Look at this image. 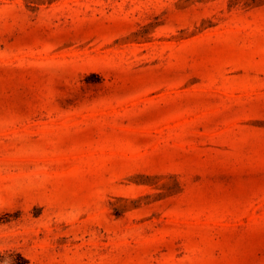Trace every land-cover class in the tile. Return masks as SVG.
<instances>
[{
  "label": "rangeland",
  "instance_id": "1",
  "mask_svg": "<svg viewBox=\"0 0 264 264\" xmlns=\"http://www.w3.org/2000/svg\"><path fill=\"white\" fill-rule=\"evenodd\" d=\"M264 264V0H0V264Z\"/></svg>",
  "mask_w": 264,
  "mask_h": 264
},
{
  "label": "trees",
  "instance_id": "2",
  "mask_svg": "<svg viewBox=\"0 0 264 264\" xmlns=\"http://www.w3.org/2000/svg\"><path fill=\"white\" fill-rule=\"evenodd\" d=\"M7 255L9 256L8 264H29V260L19 251L10 252ZM2 258H3V254H0V260Z\"/></svg>",
  "mask_w": 264,
  "mask_h": 264
}]
</instances>
